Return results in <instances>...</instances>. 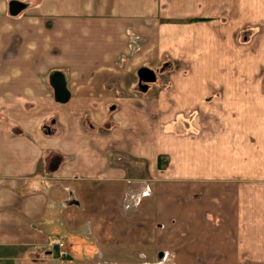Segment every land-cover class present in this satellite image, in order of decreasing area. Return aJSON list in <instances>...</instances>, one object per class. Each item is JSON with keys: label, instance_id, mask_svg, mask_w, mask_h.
Returning a JSON list of instances; mask_svg holds the SVG:
<instances>
[{"label": "crops", "instance_id": "crops-1", "mask_svg": "<svg viewBox=\"0 0 264 264\" xmlns=\"http://www.w3.org/2000/svg\"><path fill=\"white\" fill-rule=\"evenodd\" d=\"M10 1L0 264H264V92L242 78L264 64V0H15L16 15ZM219 36L228 51L257 43L228 55L243 61L219 95L172 72L141 90L139 68L203 58ZM52 239L71 243L67 258Z\"/></svg>", "mask_w": 264, "mask_h": 264}, {"label": "rangeland", "instance_id": "rangeland-1", "mask_svg": "<svg viewBox=\"0 0 264 264\" xmlns=\"http://www.w3.org/2000/svg\"><path fill=\"white\" fill-rule=\"evenodd\" d=\"M219 38V42L215 41L213 42V44H209L208 43V55L207 56H203V58L198 57L197 59H191V60H180L179 62H176V64L172 63L170 60H165V61H159L157 63H154L152 67H149L150 69H152L155 74H156V80L157 82H162V83H167L170 81V72L172 73H177L179 74V76L183 78V81H192L190 79V77L192 76V78H194V80L198 83V84H215V86H213L214 88V92L217 93L218 95L220 94V88L218 86H220L219 83H222L223 81V77L228 78L231 77L233 79L237 78V75H224L226 69L225 67L229 66V64L232 66L234 60L230 59L228 55H231L232 53L235 54V52H245V53H249L253 55V52H255V46L257 43L255 42H250V43H246L243 44L245 42H239L236 44L237 48L232 45V47L230 48V50L228 51V49L226 48L228 46V44H224L222 43L220 40L222 39L221 36L218 37ZM212 45V46H210ZM199 46L201 47V49H205L203 44H199ZM200 49V48H199ZM235 52H234V51ZM224 58V59H223ZM229 58V59H228ZM248 59V58H247ZM246 59V61H248ZM233 60V62H232ZM253 60V59H252ZM237 61L242 62V58L240 60H235V64L238 63ZM245 61V62H246ZM234 64V65H235ZM237 65V64H236ZM235 65V66H236ZM246 70H247V74L243 75V81H246L247 83L251 82V83H256L258 85L257 88H261L262 91L264 92V88H263V84H264V64H258L257 66L255 65V63L253 62L252 64H249L248 62H246ZM253 68V73H249L250 70ZM203 69L206 71L205 74H201L203 72ZM252 71V70H251ZM195 72L197 74H195ZM171 73V74H172ZM193 81V82H195ZM232 81V80H230ZM154 84V83H153ZM153 84H151V88L153 86ZM220 105V103H219ZM217 104H215L214 109H215V115H221L222 112V107L219 106ZM249 109V108H248ZM252 140V139H251ZM71 249V245L68 246V250L70 251ZM69 256V255H68ZM67 258V257H66ZM168 262H170V256L168 257Z\"/></svg>", "mask_w": 264, "mask_h": 264}, {"label": "water", "instance_id": "water-1", "mask_svg": "<svg viewBox=\"0 0 264 264\" xmlns=\"http://www.w3.org/2000/svg\"><path fill=\"white\" fill-rule=\"evenodd\" d=\"M22 7L23 4L21 2L12 0L8 3V13L10 15H16ZM136 76L142 91L147 89L148 83H153L156 80L155 72L147 67L139 68L136 72ZM48 80L51 88L53 89L54 100L58 103L67 102L70 97V93L66 86L65 75L58 70H54L49 73Z\"/></svg>", "mask_w": 264, "mask_h": 264}, {"label": "built area", "instance_id": "built-area-1", "mask_svg": "<svg viewBox=\"0 0 264 264\" xmlns=\"http://www.w3.org/2000/svg\"><path fill=\"white\" fill-rule=\"evenodd\" d=\"M51 246L56 247L57 256L59 258H66L69 255L68 246L70 242L60 239H52L49 243ZM168 262V256L164 254L162 260L153 263H142V264H166Z\"/></svg>", "mask_w": 264, "mask_h": 264}, {"label": "flooded vegetation", "instance_id": "flooded-vegetation-1", "mask_svg": "<svg viewBox=\"0 0 264 264\" xmlns=\"http://www.w3.org/2000/svg\"><path fill=\"white\" fill-rule=\"evenodd\" d=\"M138 85H139V84H138ZM163 256H164V255H163ZM163 256H162L160 259H158V260H162Z\"/></svg>", "mask_w": 264, "mask_h": 264}]
</instances>
